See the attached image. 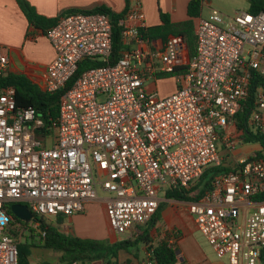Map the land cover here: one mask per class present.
Masks as SVG:
<instances>
[{"label":"built area","instance_id":"built-area-1","mask_svg":"<svg viewBox=\"0 0 264 264\" xmlns=\"http://www.w3.org/2000/svg\"><path fill=\"white\" fill-rule=\"evenodd\" d=\"M123 49L116 63L82 72L85 60L108 62L114 54V25L101 13H75L45 34L56 56L45 87L63 91L51 132L33 107L18 108L16 90H0V264H19L14 233L37 231L41 221L84 213L107 193L109 224L120 237L156 215L161 192L193 188L209 167L245 142L236 117L258 75L255 109L248 127L264 134V12L244 9L232 15L210 8L195 19L196 48L190 56L179 36L150 39L146 15L131 0L120 19ZM10 69L0 45V76ZM171 75L176 91L162 96L150 80ZM233 129L220 135L218 129ZM235 172L219 175L188 211L198 230L227 264H264V159L241 157ZM28 206L29 222H17L12 206ZM38 218V219H37ZM147 264H156L149 252ZM72 264H79L74 262Z\"/></svg>","mask_w":264,"mask_h":264},{"label":"trees","instance_id":"trees-1","mask_svg":"<svg viewBox=\"0 0 264 264\" xmlns=\"http://www.w3.org/2000/svg\"><path fill=\"white\" fill-rule=\"evenodd\" d=\"M21 9L25 13L29 23L44 34L55 26L62 18L75 13H101L108 15L114 25V54L108 62L85 60L79 65V69L74 78L69 82L70 87L78 76L89 69L112 65L116 63L123 49L120 41L121 27L119 21L122 19L131 7V0H126V8L122 13H115L106 6H100L92 10L71 9L63 12L55 18H46L41 16L28 0H17ZM207 0H191L188 5L189 19L184 22L174 23L169 14L160 11L161 25L148 27L144 30L146 37L150 39L166 40L170 36L182 37L187 46L190 56L194 55L196 48V37L194 34L195 19L202 13L203 3ZM248 11L254 14L264 12V0H248ZM262 79L256 75L252 79L251 92L245 108L236 117V127L243 130V138L247 143H257L261 150L256 153L257 158L264 159V134L259 131H253L248 127V119L255 109V98L257 87L262 84ZM14 87L16 90V100L18 108L33 107L36 109L39 118L44 121L45 128L36 133L39 139L44 138L45 133H50V118L56 119L59 115L58 102L63 93L51 94L46 87L31 81L23 74L11 73L10 69L6 75L0 76V90L6 87ZM236 165H229L224 162L220 166L209 167L200 178L199 182L191 189L172 188L165 193V198L169 200L192 202L198 201L209 190L213 188L214 180L217 176L235 172ZM258 200L264 199V194L256 197ZM166 208L165 203H161L154 218L145 224L139 226L137 235L130 239L120 240L111 243L108 240L84 239L76 235H68L61 231L59 225L64 222L63 217H58L54 223H49L44 219H38L46 230V236H41V247L53 250L61 254V262L64 264H92L96 261H105L109 264H118L117 258L120 251L132 252V249L143 244L152 251V258L156 264H178L179 251L177 247L170 244L168 239H163L157 245L152 244L151 230L156 227L162 219V212ZM17 222H21L15 217ZM18 232L14 235L16 236ZM33 246V245H32ZM19 264H30L29 255L19 247Z\"/></svg>","mask_w":264,"mask_h":264},{"label":"crops","instance_id":"crops-1","mask_svg":"<svg viewBox=\"0 0 264 264\" xmlns=\"http://www.w3.org/2000/svg\"><path fill=\"white\" fill-rule=\"evenodd\" d=\"M28 1L41 16L46 18H55L71 9L92 10L100 6H106L119 14L124 12L126 8V0ZM140 1L146 15L148 27L162 24L161 10L169 14L171 21L174 23L189 19L188 5L191 0ZM205 5L209 9L212 8L210 2L205 1L203 8ZM201 15H203V9ZM0 45L5 46L8 50L11 73L23 74L31 81L45 85L47 68L55 59L56 53L46 35L29 23L17 0H0ZM173 83L174 88L162 96L170 95L176 91L174 79ZM260 150L261 146L258 151ZM250 155H247V157ZM238 159L239 156L232 157V162L235 164ZM161 198L162 203L166 204V208L162 212L161 221L151 230L152 244L157 245L161 240L168 239L170 244L178 248V264H227L226 259L221 258L208 242H203L196 235L199 230L188 211L189 202L169 200L165 196ZM96 201L88 203L84 213L71 217L61 216L64 218V222L59 225L61 231L84 239L108 240L111 243L120 241V239L132 238V233L135 230L124 239L112 230L106 205L102 204V206L96 208L94 207ZM181 205H187L186 210H181ZM139 247L140 245L133 248L135 250L132 249V252L120 251L116 260L117 263L147 264L150 259L148 248L143 245V250H141ZM97 262L109 264L105 261H96L92 264ZM29 263L33 264V258L29 259Z\"/></svg>","mask_w":264,"mask_h":264},{"label":"rangeland","instance_id":"rangeland-1","mask_svg":"<svg viewBox=\"0 0 264 264\" xmlns=\"http://www.w3.org/2000/svg\"><path fill=\"white\" fill-rule=\"evenodd\" d=\"M207 2H210V5L213 9H217L223 13L232 15L235 10L238 9H244L247 10L249 6L248 0H207ZM209 7L207 5L203 8V14L205 17H207L209 13ZM170 78V79H168ZM171 75L164 76L158 78V80H150L148 82V86L152 87L154 86V82L157 83V90L160 95H163L170 90L174 88V83ZM220 135L225 134H232L233 129L232 127L229 128V130L224 131L222 129H218ZM260 149V145L257 143H247V142H240V139L237 140L236 144V150H233L232 153L228 152L225 148V144L223 142H220V153L222 157V162H226L229 165H236L232 162V157H247V155L256 153L255 151H258ZM164 192H161V197H164ZM107 197V193L101 190V188L98 189V199L94 203V207L98 208V206H102V204H105V198ZM176 204L175 202H171ZM187 205H181V210H186ZM49 223H54V221L49 220ZM139 232L138 229H136L132 234L137 235ZM15 234V233H14ZM196 235L203 241L207 242L204 235L199 231L196 233ZM128 236V235H127ZM16 238L19 242V247L24 250L30 258H33V264H64L61 262V254L58 252H55L53 250L45 249L41 247V235L37 231H26L22 236L20 234H16ZM126 238V236L122 237V239ZM121 240V239H120ZM33 245V246H32ZM140 249H142L143 244H139ZM137 247V246H136ZM135 250V249H133ZM29 258V259H30Z\"/></svg>","mask_w":264,"mask_h":264},{"label":"water","instance_id":"water-1","mask_svg":"<svg viewBox=\"0 0 264 264\" xmlns=\"http://www.w3.org/2000/svg\"><path fill=\"white\" fill-rule=\"evenodd\" d=\"M12 211L16 218H18L21 221L29 222L33 219V215L31 211L29 210L28 206L21 205V204H15L12 206ZM95 264H102L101 262H97Z\"/></svg>","mask_w":264,"mask_h":264}]
</instances>
